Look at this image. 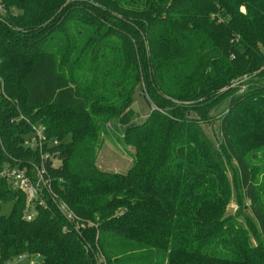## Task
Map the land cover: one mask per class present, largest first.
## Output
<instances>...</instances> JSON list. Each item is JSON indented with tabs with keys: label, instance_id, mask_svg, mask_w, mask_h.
Listing matches in <instances>:
<instances>
[{
	"label": "trees",
	"instance_id": "16d2710c",
	"mask_svg": "<svg viewBox=\"0 0 264 264\" xmlns=\"http://www.w3.org/2000/svg\"><path fill=\"white\" fill-rule=\"evenodd\" d=\"M3 2L0 168L38 163L23 139L43 127L75 218L47 198L27 220L26 194L0 179V264H264V0ZM136 91L150 111L133 122ZM111 123L134 148L124 173L96 164Z\"/></svg>",
	"mask_w": 264,
	"mask_h": 264
},
{
	"label": "built area",
	"instance_id": "2783aa9c",
	"mask_svg": "<svg viewBox=\"0 0 264 264\" xmlns=\"http://www.w3.org/2000/svg\"><path fill=\"white\" fill-rule=\"evenodd\" d=\"M7 14L8 9L3 0H0V18ZM30 132H34L35 137L25 141V136ZM23 143L31 149L38 150L40 161L38 163L6 162L0 168V179L9 182L12 187L18 188L26 194V219L30 220L33 217L34 209L37 206H45L46 199L49 198L51 201L57 202L58 209L66 219L74 221L75 216L71 209L53 192L51 178L46 169V162L56 158L55 154L52 156L49 150H43L44 146H54L58 143V140H50L44 133L43 127L31 125L30 131L24 135ZM17 260L16 264H38L36 258H32L27 254L18 255ZM100 261L103 264V261ZM39 264L42 263L39 262Z\"/></svg>",
	"mask_w": 264,
	"mask_h": 264
},
{
	"label": "rangeland",
	"instance_id": "374dc122",
	"mask_svg": "<svg viewBox=\"0 0 264 264\" xmlns=\"http://www.w3.org/2000/svg\"><path fill=\"white\" fill-rule=\"evenodd\" d=\"M246 79H247L246 76L240 77L238 80L233 79L230 83V86L231 84L232 86H236L238 83H241ZM141 89L144 91L143 88ZM131 110H132L131 121L133 122H135V120L136 121L143 120L150 111V106L148 105L147 101L140 94L139 91H136L133 96ZM111 121L113 122L114 120ZM106 125L109 126L110 122L107 123ZM116 125L119 126V123H111V126L109 127V131H111L112 134H110L108 129L107 130L105 129V132L101 133L102 145L97 154L96 164L100 169L104 171L124 173L132 166L131 155L134 151V148L125 141L122 134L117 135L118 134L117 131L119 132V129H117V127L115 128ZM203 128L207 136L212 140V142L216 146H218L220 142V130H219L218 121H214L213 123L210 122L203 123ZM34 137H35V133L30 132L28 135L25 136V141L26 140L28 141L29 138L33 139ZM263 148L264 147H258L257 150L254 151L253 154L255 156H253L254 159L252 161V164L254 163L255 171L260 172L259 174H262L261 178L259 179L264 183V154L261 153V150H263ZM53 162L55 163V165L60 164L59 161L55 159H53L51 163ZM11 209H12V201L10 200L1 201L0 211L2 214L5 215L9 214ZM238 209L240 210V208H238L237 206L235 197H231L229 203L227 204L224 210V215L225 214L236 215ZM243 212L246 211L243 210ZM224 215L222 214V216ZM240 216L239 219L241 220L242 218ZM23 254H27V253H23ZM27 255L32 258H35V256L32 254H27ZM99 256L102 257L100 259L103 261V264H105L104 257L102 255ZM17 257L18 256L8 260L5 264H16L18 262Z\"/></svg>",
	"mask_w": 264,
	"mask_h": 264
}]
</instances>
